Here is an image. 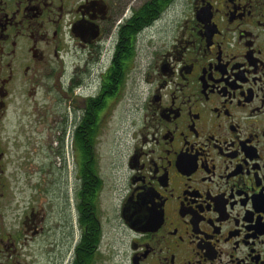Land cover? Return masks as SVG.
<instances>
[{
	"label": "flooded vegetation",
	"instance_id": "flooded-vegetation-1",
	"mask_svg": "<svg viewBox=\"0 0 264 264\" xmlns=\"http://www.w3.org/2000/svg\"><path fill=\"white\" fill-rule=\"evenodd\" d=\"M0 264H264V0H0Z\"/></svg>",
	"mask_w": 264,
	"mask_h": 264
},
{
	"label": "rangeland",
	"instance_id": "rangeland-1",
	"mask_svg": "<svg viewBox=\"0 0 264 264\" xmlns=\"http://www.w3.org/2000/svg\"><path fill=\"white\" fill-rule=\"evenodd\" d=\"M166 18V16H165ZM25 102H28V100H25ZM132 101L130 100V102L126 105L125 107V110H126V116L124 117V119L126 120L127 118V125H130V121L132 119L134 115V105H131ZM18 108V105H12L8 111V119L6 120L5 124H4V129H3V132H2V135L3 137H5L6 139H8V135H11L12 132H19L20 129H22L23 125L30 119V117L28 116L29 114L32 115L33 117V114H34V111L32 109L31 106L29 107H24L22 110H17ZM121 110L118 109V113H120ZM24 114L27 115L26 118L23 119L24 117ZM36 117H34L32 120H33V123L35 121ZM126 122L124 121V124L126 125ZM50 125V124H48ZM129 127V126H128ZM32 130L36 131V132H39L41 134V130H36V128H32ZM22 135L24 133H21ZM33 136L36 137V135L34 133H32ZM48 134V130L45 129V131L43 132L42 135L46 136ZM20 139H23V137L20 135L19 136ZM107 145L110 147H112L113 145V141H114V135H110L107 137ZM47 154H48V151H47ZM12 155V149H10V154L9 156ZM7 172L9 173V175L11 176V180L13 181L14 177H12V174H13V170L14 168L10 165V163L8 164L7 166ZM37 170L36 169H33V168H28V169H22V172L25 173V172H36ZM21 180V178H20ZM23 181V180H22ZM30 181H36V180H30Z\"/></svg>",
	"mask_w": 264,
	"mask_h": 264
},
{
	"label": "trees",
	"instance_id": "trees-1",
	"mask_svg": "<svg viewBox=\"0 0 264 264\" xmlns=\"http://www.w3.org/2000/svg\"><path fill=\"white\" fill-rule=\"evenodd\" d=\"M83 139H84V137L81 135V142H84V140H83Z\"/></svg>",
	"mask_w": 264,
	"mask_h": 264
}]
</instances>
